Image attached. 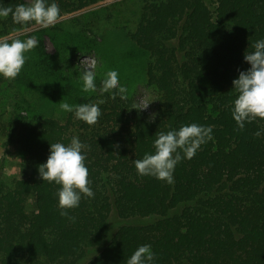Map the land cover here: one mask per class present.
<instances>
[{
    "label": "trees",
    "instance_id": "1",
    "mask_svg": "<svg viewBox=\"0 0 264 264\" xmlns=\"http://www.w3.org/2000/svg\"><path fill=\"white\" fill-rule=\"evenodd\" d=\"M102 1L49 3L62 15ZM4 22L28 25L11 15ZM131 38L152 57L148 78L161 93L154 117L111 92L92 126L74 113L26 120L18 115L25 104L12 103L30 174L12 187L0 183V264H126L142 245L151 246L152 264H264V120L241 130L231 114L232 81L250 67L245 52L264 39V0H217L215 11L206 0H145ZM193 123L211 126L212 139L175 166L174 183L138 175L134 160L154 154L158 133ZM73 137L87 145L94 197L62 216L60 186L40 179L38 168L50 144Z\"/></svg>",
    "mask_w": 264,
    "mask_h": 264
},
{
    "label": "rangeland",
    "instance_id": "2",
    "mask_svg": "<svg viewBox=\"0 0 264 264\" xmlns=\"http://www.w3.org/2000/svg\"><path fill=\"white\" fill-rule=\"evenodd\" d=\"M30 0H25L27 5ZM215 11L217 0H206ZM49 3V0H46ZM145 0L102 1L77 12H65L55 26L42 28L34 22L22 27H7L0 18V39L22 41L35 36L38 45L26 53V62L13 79L0 76V183L12 187L16 177L29 175L26 152L17 141L13 102L22 101L26 108L18 115L26 120L53 116L65 121L60 103L83 104L82 99L97 96L108 71H117L120 86L132 105L154 117L161 93L149 81V51L131 38L139 22ZM83 61V63L81 62ZM94 62V64H93ZM85 64L95 73V92H84L81 75ZM148 104V106L144 109ZM28 210L35 206L30 195ZM98 252L91 248L90 253Z\"/></svg>",
    "mask_w": 264,
    "mask_h": 264
},
{
    "label": "clouds",
    "instance_id": "3",
    "mask_svg": "<svg viewBox=\"0 0 264 264\" xmlns=\"http://www.w3.org/2000/svg\"><path fill=\"white\" fill-rule=\"evenodd\" d=\"M11 15L15 24L26 25L34 22L42 28L55 26L60 19L59 6L46 0H30L25 4L15 7H0V18ZM35 36L22 41L18 38L0 39V76L8 80L15 79L21 72L25 62L26 53L37 47ZM254 51L245 52L244 61L250 65L246 71H240L237 79L232 81L236 98L231 107V114L239 129H244L245 123L257 119L264 120V39L252 45ZM83 63V61H81ZM94 64V62H93ZM95 73L92 66L85 64L81 80L84 92H95ZM101 93H112L111 98L117 95L125 99L127 88L120 86L117 71H108L106 78L101 81ZM99 100L95 104L70 105L61 102L60 108L64 112L74 113L77 120L92 126L101 116ZM148 104L142 109L146 108ZM212 127L201 126L195 123L184 125L179 130L167 133H158L154 141V154H145L142 159L134 160V165L140 176H152L158 180L174 183L173 172L175 166L182 159H191L201 145L212 139ZM256 132V136H260ZM87 145L82 144L77 137H73L68 145L63 143L50 144V154L46 163L39 165V178L49 183L60 186L58 206L62 216H67L68 209L79 206L82 196L94 197V192L89 187V172L85 166L86 156L82 150ZM75 220V217H70ZM154 253L150 245L139 246L127 259L126 264H152Z\"/></svg>",
    "mask_w": 264,
    "mask_h": 264
}]
</instances>
